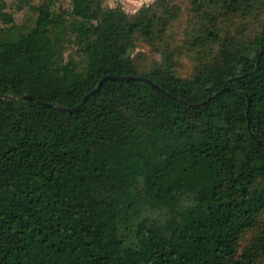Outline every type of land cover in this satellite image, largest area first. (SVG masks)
Here are the masks:
<instances>
[{"label": "trees", "instance_id": "16d2710c", "mask_svg": "<svg viewBox=\"0 0 264 264\" xmlns=\"http://www.w3.org/2000/svg\"><path fill=\"white\" fill-rule=\"evenodd\" d=\"M58 2L0 0V264H264V0Z\"/></svg>", "mask_w": 264, "mask_h": 264}, {"label": "rangeland", "instance_id": "374dc122", "mask_svg": "<svg viewBox=\"0 0 264 264\" xmlns=\"http://www.w3.org/2000/svg\"><path fill=\"white\" fill-rule=\"evenodd\" d=\"M8 7L6 11L13 13L15 17L16 24L18 25H29L31 26L34 22L33 12L25 5L21 10L17 7L21 5L20 0H5ZM45 0H32V4L38 5ZM58 5L63 9H70V0H58ZM107 6L110 7H122L128 13L137 11L142 5L150 4L153 0H104ZM138 51L146 52L145 48H139ZM80 65H83V60L80 57L77 58ZM187 66V64H186ZM188 67V66H187ZM82 69V66L79 67Z\"/></svg>", "mask_w": 264, "mask_h": 264}, {"label": "water", "instance_id": "95a60500", "mask_svg": "<svg viewBox=\"0 0 264 264\" xmlns=\"http://www.w3.org/2000/svg\"><path fill=\"white\" fill-rule=\"evenodd\" d=\"M108 80H136V81H142V82H145V83H148L150 84L151 86H153L155 89L159 90L161 93H163L164 95H166L167 97L169 98H174L177 100V98L171 96L170 94H168L167 92H165L161 87H159L157 84H155L154 82H152L151 80L147 79V78H141V77H122V76H106L104 77L103 79H101V81L99 82V85L98 87L93 90L92 92H90L88 95H86L82 101V104L83 105L95 92L99 91L102 84ZM226 89H223L221 92H224ZM22 100H28V101H32L33 100V97L31 96H24L22 97ZM250 98H248V103H249V107L250 108ZM205 103H202V104H197V105H191L192 107L194 108H198L202 105H204ZM79 107H76L74 109H66L64 108V110L68 111V112H73V111H76L78 110ZM249 113V109L247 111V114ZM248 127L250 128V121H249V124H248Z\"/></svg>", "mask_w": 264, "mask_h": 264}]
</instances>
